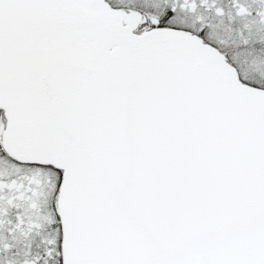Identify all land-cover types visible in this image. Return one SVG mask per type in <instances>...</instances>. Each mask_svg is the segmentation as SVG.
<instances>
[{
	"label": "snow or ice",
	"instance_id": "obj_1",
	"mask_svg": "<svg viewBox=\"0 0 264 264\" xmlns=\"http://www.w3.org/2000/svg\"><path fill=\"white\" fill-rule=\"evenodd\" d=\"M0 264H264V0H0Z\"/></svg>",
	"mask_w": 264,
	"mask_h": 264
}]
</instances>
